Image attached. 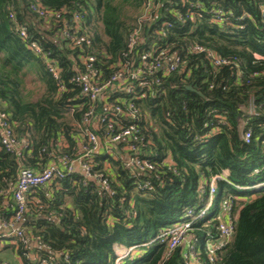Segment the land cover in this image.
<instances>
[{
  "label": "trees",
  "instance_id": "1",
  "mask_svg": "<svg viewBox=\"0 0 264 264\" xmlns=\"http://www.w3.org/2000/svg\"><path fill=\"white\" fill-rule=\"evenodd\" d=\"M152 1L157 9L148 20L143 19L146 0H0V111L19 143H27L13 152L0 145V220L8 221L14 209L11 194L20 166L35 172L52 155L76 157L77 124L92 105L70 82L83 70L78 56L94 53L105 80L114 63L164 48L180 57V67L157 75L160 84L152 90L159 89L160 96L150 91L133 101L141 134L150 142L138 147L139 155L155 169L130 173L120 145L113 155L101 149L92 160L93 174L108 179L112 196L78 174L32 188L24 215L30 219L23 230L49 248V253L40 248L33 253L41 259L55 257L54 264H114L113 247L119 244L134 248L119 264H186L182 246L166 254V242L144 244L178 223L186 210H200L208 196L199 194L201 183L226 171L229 183L216 180L215 211L198 219L185 241L200 247L199 261L210 264L204 241L208 232L216 235L217 214L228 203L236 214L234 233L213 264H264V186L253 191L264 184V60L255 58L264 57V0ZM33 4L62 19L38 18ZM188 10L192 15L183 22L176 19L175 13ZM210 10L227 13L228 20L213 22ZM76 14L79 33L89 36L90 46L83 44V51L57 35ZM19 27L26 31L24 40ZM136 30L134 52L128 55V37ZM32 41L60 67L65 91L59 92L43 62L25 47ZM194 45L225 63L216 66L207 53H191ZM29 76L43 90L35 100L26 88ZM251 105L253 114H248ZM102 110L96 107L95 115ZM247 131L248 143L243 140ZM60 138L67 143L62 149L57 148ZM144 182L150 190L142 188ZM7 248L19 256L26 253L21 244L16 252L14 245Z\"/></svg>",
  "mask_w": 264,
  "mask_h": 264
},
{
  "label": "built area",
  "instance_id": "2",
  "mask_svg": "<svg viewBox=\"0 0 264 264\" xmlns=\"http://www.w3.org/2000/svg\"><path fill=\"white\" fill-rule=\"evenodd\" d=\"M155 8L157 9V6L153 4L152 0H146L143 19L151 20V14ZM195 8H198V5ZM31 9L37 13L38 18L44 20L51 18L62 19L59 13L52 14L44 11L38 4L31 5ZM208 13L212 14L213 22L219 23L228 20L227 13L215 10H210ZM189 15H192L190 10L186 11L184 15L175 13L176 19L180 22H183ZM261 16L264 18V7H261ZM9 17L13 19L12 14ZM79 18L80 16L76 14L71 22L64 21L63 27L57 35L67 40L70 48H78L83 51V44L89 47L90 42L88 34L79 33ZM138 33L139 31L136 30L128 37V55H132L134 52ZM18 34L22 40L27 37L26 31L22 27L18 28ZM25 47L43 62L46 70L50 73L53 80L56 81L59 92L65 91L60 81L61 69L53 59L49 58V54L34 41L26 43ZM190 51L191 53H207V56L210 57L216 66L220 65V63H225L198 45L191 46ZM138 56L137 60L128 58L123 62L114 63L111 67V76L105 80L101 79L99 69L95 65L97 58L94 53H85L78 56L83 70H77L70 82L77 85L81 95L86 97L92 104L88 111L81 116L80 123L77 124L81 137L79 140L81 142V154L74 158L66 155L53 157L50 163L35 172L20 166L11 194L14 209L8 221L0 220V228L3 231L0 234V248H2L1 244L4 238L8 239L10 245L15 246V252L19 249V244H21L22 249L26 251L22 256L16 254L21 264H24L21 257L29 260L30 263L32 261V264H54L55 259L53 256L47 259H41L39 256L32 258L28 251L31 242L47 253H49V248L42 245L38 240L28 237L19 228L27 212V194L32 188L43 187L53 181H60L72 174H78L83 178L84 182L93 181L105 194L112 196L113 191L109 186L108 179L102 173L93 174L92 160L94 155L98 154L101 149L107 155H113L114 147L120 145L124 147L123 154L120 155L124 159L123 166L130 173H150L155 169L154 164L149 159L139 155L138 147H148L150 142L146 141L141 134L138 126V118L140 116L133 101L143 98L150 91L154 97L160 96L161 91L159 89L156 91L152 90L153 86L160 84V78L157 75L159 74L160 77H163L177 71L181 65V59L176 53L164 48H154L150 52ZM255 58L264 60L263 56L256 54ZM125 96L132 97L127 98ZM109 99H112L113 102H109ZM96 107L103 108L99 115H95ZM248 114H253L252 105L248 109ZM219 121L222 125H225L223 119ZM215 131L217 130L214 129L212 132L214 133ZM249 138L250 134L247 131L243 135V140L248 143ZM0 145L6 152L17 151L20 147L27 148L26 142L20 144L16 139L8 116L2 111H0ZM227 176L228 173L224 171L222 175L211 178L206 185L201 183L199 194L206 192L208 195L202 204V208L197 212L191 209L186 210L178 223L161 231L154 239L144 245L155 241L166 242V254H169L176 247L182 246V255L186 264H202L199 261L201 248L195 246L192 241H185L186 235L198 219L207 217L215 211L216 208L212 212L210 210L217 191L216 180H223L229 183ZM263 186L264 184L256 185L253 187V191H259ZM142 188L150 190L149 182H144ZM235 217L236 214L233 213L230 204L224 203L220 207L217 214L218 222L215 224L216 235L212 236L208 232L203 246L210 264L217 260L218 253L231 242L235 227ZM207 222H212V219H208ZM113 250L116 256L114 264H119L132 253L134 248H125L122 245L115 244ZM0 264L6 263L1 261Z\"/></svg>",
  "mask_w": 264,
  "mask_h": 264
},
{
  "label": "crops",
  "instance_id": "3",
  "mask_svg": "<svg viewBox=\"0 0 264 264\" xmlns=\"http://www.w3.org/2000/svg\"><path fill=\"white\" fill-rule=\"evenodd\" d=\"M66 145H67V143L65 142V140L64 139H62V138H60L59 139V143H58V149H62V148H64V147H66ZM77 147H78V150H77V153H76V156H79L80 154H81V142L80 141H78L77 142ZM99 153H100V151H99ZM59 156H62L61 154H58V155H55V156H53L52 155V158L53 157H59ZM30 218L29 217H27V220L25 219V220H23L22 221V223L20 224V227L19 228H21L22 230L23 229H25V226H23L24 225V223L26 222V221H28ZM26 224V223H25ZM24 231V230H23ZM1 233H3V231L1 230V228H0V234ZM2 248H0V257H1V255H5V251H8V252H10V255H11V258H10V260L9 261H6V260H0V262L1 261H3V262H5L6 264H21V261H20V259L16 256V254H14L13 252H12V250L11 249H8L7 247L9 246V243H8V239H3L2 240ZM36 249H38V247L35 245V244H33L32 242L30 243V248L28 249V251L30 252V254H31V257L32 258H35V254L33 253V252H35V250ZM5 257V256H4Z\"/></svg>",
  "mask_w": 264,
  "mask_h": 264
},
{
  "label": "rangeland",
  "instance_id": "4",
  "mask_svg": "<svg viewBox=\"0 0 264 264\" xmlns=\"http://www.w3.org/2000/svg\"><path fill=\"white\" fill-rule=\"evenodd\" d=\"M26 88L29 91H32V99L35 100L36 98H38L39 96H41L43 90L41 89V86L39 85V83L37 81H35V79L32 76L27 77L26 79ZM213 206L211 208V212L217 207V195L214 196L213 199ZM210 214V212H209ZM5 256V257H4ZM1 255L0 260H6L9 261L11 258L10 252L5 251V255Z\"/></svg>",
  "mask_w": 264,
  "mask_h": 264
},
{
  "label": "water",
  "instance_id": "5",
  "mask_svg": "<svg viewBox=\"0 0 264 264\" xmlns=\"http://www.w3.org/2000/svg\"><path fill=\"white\" fill-rule=\"evenodd\" d=\"M186 90L189 91V92H192V93H195V94L201 96V94H200L199 92L195 91V90L192 89L190 86H187V87H186ZM56 226L59 228V225H58V224H56Z\"/></svg>",
  "mask_w": 264,
  "mask_h": 264
}]
</instances>
